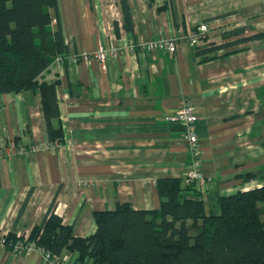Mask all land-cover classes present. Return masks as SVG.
<instances>
[{"label":"crops","instance_id":"1","mask_svg":"<svg viewBox=\"0 0 264 264\" xmlns=\"http://www.w3.org/2000/svg\"><path fill=\"white\" fill-rule=\"evenodd\" d=\"M58 0L67 49H119L105 61L52 62L38 82H57L62 139L50 137L38 88L0 94V232L28 236L51 212L77 236L96 232L94 212L127 202L159 209L156 181L185 178L194 152L186 125L170 120L183 102L199 116L197 156L207 195L264 185V36L216 51V45L264 33V0ZM206 23L198 44L176 51H129L130 39L181 36ZM58 22L54 19L52 26ZM244 28L242 34L224 33ZM57 143V144H55ZM41 144L36 151L19 147ZM255 175L245 179V175ZM68 251L62 258L75 262ZM0 264H47L37 250L0 247Z\"/></svg>","mask_w":264,"mask_h":264},{"label":"trees","instance_id":"2","mask_svg":"<svg viewBox=\"0 0 264 264\" xmlns=\"http://www.w3.org/2000/svg\"><path fill=\"white\" fill-rule=\"evenodd\" d=\"M124 26L133 29L129 0H120ZM58 25L53 28L52 23ZM244 28L224 33L242 34ZM258 33L201 52L263 37ZM67 49L58 0H0V94L38 88L51 139H62L51 119L59 116L57 82L39 83L40 74ZM255 175L247 174L245 179ZM195 180L166 176L156 181L159 209H135L130 203L94 212L96 232L77 236L74 226L51 212L29 235L7 233L11 245L23 241L62 259L94 264H264V185L205 199ZM1 233V232H0Z\"/></svg>","mask_w":264,"mask_h":264},{"label":"built area","instance_id":"3","mask_svg":"<svg viewBox=\"0 0 264 264\" xmlns=\"http://www.w3.org/2000/svg\"><path fill=\"white\" fill-rule=\"evenodd\" d=\"M207 30L206 23L200 24L197 31H191L189 34L181 35V36H161L158 39H146L143 37H139L136 40L130 39L127 44L129 51L136 52L139 50H147V51H170L175 52L178 43L181 41L198 44L199 41L205 37V31ZM119 49L114 47H99L95 51H81L79 53H69V54H60L57 55L54 62L56 63H74L81 60L90 61L91 59H97L99 61H105L110 56H118ZM170 120L181 121L186 127V140L189 144V147L194 152L195 158L192 167L187 172L186 179L187 180H195L201 186L206 182V176L201 168V161L197 156V145H198V136L195 130V124L199 118L197 113L195 112L194 105L189 102H183L182 105L178 108L175 115L169 117ZM57 144V143H55ZM42 148L41 144H34L31 147L21 146L19 147L20 152L25 151H36ZM0 155L2 152L0 151ZM7 233H0V247H8L14 252H27L29 250H37L40 252L46 261L47 264H71L70 261L64 260L63 258L53 257L49 251H46L42 248H37L34 243H30L25 245L23 241H16L11 245V241L7 238ZM18 235H21L18 233ZM27 237V236H26Z\"/></svg>","mask_w":264,"mask_h":264}]
</instances>
